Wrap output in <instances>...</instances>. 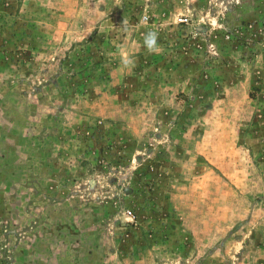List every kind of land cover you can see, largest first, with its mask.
<instances>
[{"label": "rangeland", "instance_id": "1", "mask_svg": "<svg viewBox=\"0 0 264 264\" xmlns=\"http://www.w3.org/2000/svg\"><path fill=\"white\" fill-rule=\"evenodd\" d=\"M0 264H264V0H0Z\"/></svg>", "mask_w": 264, "mask_h": 264}, {"label": "clouds", "instance_id": "2", "mask_svg": "<svg viewBox=\"0 0 264 264\" xmlns=\"http://www.w3.org/2000/svg\"><path fill=\"white\" fill-rule=\"evenodd\" d=\"M143 46L149 51L157 50V35L155 32H147L144 37Z\"/></svg>", "mask_w": 264, "mask_h": 264}]
</instances>
